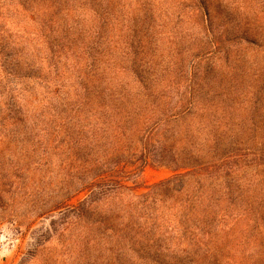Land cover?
Listing matches in <instances>:
<instances>
[{
	"label": "rangeland",
	"instance_id": "374dc122",
	"mask_svg": "<svg viewBox=\"0 0 264 264\" xmlns=\"http://www.w3.org/2000/svg\"><path fill=\"white\" fill-rule=\"evenodd\" d=\"M0 248L264 264V0H0Z\"/></svg>",
	"mask_w": 264,
	"mask_h": 264
},
{
	"label": "built area",
	"instance_id": "2783aa9c",
	"mask_svg": "<svg viewBox=\"0 0 264 264\" xmlns=\"http://www.w3.org/2000/svg\"><path fill=\"white\" fill-rule=\"evenodd\" d=\"M2 251V248H0V252Z\"/></svg>",
	"mask_w": 264,
	"mask_h": 264
},
{
	"label": "trees",
	"instance_id": "16d2710c",
	"mask_svg": "<svg viewBox=\"0 0 264 264\" xmlns=\"http://www.w3.org/2000/svg\"><path fill=\"white\" fill-rule=\"evenodd\" d=\"M115 172V171H114ZM110 174H112V173H110ZM110 177L112 176V175H109Z\"/></svg>",
	"mask_w": 264,
	"mask_h": 264
}]
</instances>
